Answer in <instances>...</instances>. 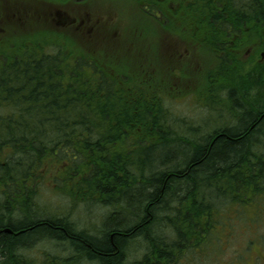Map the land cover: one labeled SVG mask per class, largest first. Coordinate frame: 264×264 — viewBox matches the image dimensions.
<instances>
[{"label": "trees", "instance_id": "trees-1", "mask_svg": "<svg viewBox=\"0 0 264 264\" xmlns=\"http://www.w3.org/2000/svg\"><path fill=\"white\" fill-rule=\"evenodd\" d=\"M135 1L165 13L159 0ZM166 2L179 5L175 19L198 14L207 36L211 19L264 29V0ZM32 45L0 60V264H181L211 250L212 213L264 193V67L219 61L202 96L229 121L213 130L171 116L157 88L115 66ZM45 186L112 208L101 230L40 208ZM42 242L54 250L37 260Z\"/></svg>", "mask_w": 264, "mask_h": 264}, {"label": "rangeland", "instance_id": "rangeland-1", "mask_svg": "<svg viewBox=\"0 0 264 264\" xmlns=\"http://www.w3.org/2000/svg\"><path fill=\"white\" fill-rule=\"evenodd\" d=\"M136 4L135 0H0V60L15 45L54 42L73 55L90 58L106 72L115 66L122 77L157 88L170 115L189 125L206 124L214 130L228 123L224 110L213 109L217 105L207 109L202 96L208 85L218 83L212 75L227 48L220 47L226 36L211 43L198 14L192 11L185 19L174 18L177 4L168 7L172 14L167 8L163 14H148ZM246 29L250 30L245 38L256 39L253 45L264 51V29L250 25ZM44 46L46 52L55 48ZM248 198L241 206L229 201L222 211L212 213L211 250L200 258L187 252L181 264H264V193ZM38 202L47 212L66 217L76 229L93 233L101 230L112 209L94 201H75L48 186L42 187ZM53 250V245L42 242L32 254L40 260L42 253Z\"/></svg>", "mask_w": 264, "mask_h": 264}, {"label": "flooded vegetation", "instance_id": "flooded-vegetation-1", "mask_svg": "<svg viewBox=\"0 0 264 264\" xmlns=\"http://www.w3.org/2000/svg\"><path fill=\"white\" fill-rule=\"evenodd\" d=\"M73 1V0H72ZM74 1H83V0H74ZM160 3H162L165 8L169 7L173 9V5L171 3H167L166 0H159ZM160 13V12H159ZM222 24V23H221ZM220 26V27H218ZM215 30H218V33L223 36L225 35L226 37L221 41V48H225V51L221 53L219 56L218 64L216 67L219 65V61H229L226 62L228 66H230L232 69L236 68H241L242 70H251L255 69L258 66L264 67V51H262V48L258 47V45H253L257 43V40L255 39L254 41H250L249 39L245 38L246 33L242 31H235V30H230L229 28H226V26L219 25L216 21H212L211 19V28L209 29L208 34V40L211 43H215ZM250 29H247V31ZM246 31V32H247ZM218 42V43H219ZM247 43L249 44L247 46ZM251 43V44H250ZM252 48V49H250ZM260 54V58H257V54ZM250 53V57L252 55L253 58L249 59V57H246ZM240 71V70H239Z\"/></svg>", "mask_w": 264, "mask_h": 264}, {"label": "water", "instance_id": "water-1", "mask_svg": "<svg viewBox=\"0 0 264 264\" xmlns=\"http://www.w3.org/2000/svg\"><path fill=\"white\" fill-rule=\"evenodd\" d=\"M3 231H5V232H6V231L9 232L10 229H9V228H4Z\"/></svg>", "mask_w": 264, "mask_h": 264}]
</instances>
